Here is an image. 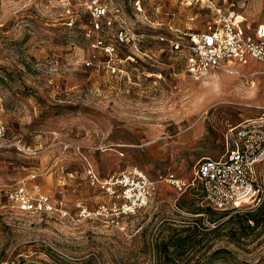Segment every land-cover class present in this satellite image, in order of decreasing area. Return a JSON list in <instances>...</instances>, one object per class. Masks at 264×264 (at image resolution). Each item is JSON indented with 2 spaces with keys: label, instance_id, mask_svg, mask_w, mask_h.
I'll list each match as a JSON object with an SVG mask.
<instances>
[{
  "label": "rangeland",
  "instance_id": "rangeland-1",
  "mask_svg": "<svg viewBox=\"0 0 264 264\" xmlns=\"http://www.w3.org/2000/svg\"><path fill=\"white\" fill-rule=\"evenodd\" d=\"M111 2L132 29L151 35L201 30L215 4L240 15L247 31L264 17V0ZM57 16L46 0L0 4V264H205L217 247L229 252L210 264H264V220L230 242L231 216L248 207L210 208L194 174L201 158L226 153L233 127L261 113L264 64L196 78L181 55L145 37L134 60L121 63L124 72L110 74L82 64L88 51L77 28L86 18L66 29ZM132 166L156 189L146 206L123 213L87 170L103 178ZM18 186L47 193L56 208L17 211L7 193ZM205 208L225 223L218 235L199 237L180 257H158L156 244L173 228L214 226Z\"/></svg>",
  "mask_w": 264,
  "mask_h": 264
},
{
  "label": "built area",
  "instance_id": "built-area-1",
  "mask_svg": "<svg viewBox=\"0 0 264 264\" xmlns=\"http://www.w3.org/2000/svg\"><path fill=\"white\" fill-rule=\"evenodd\" d=\"M46 7L56 10L66 29L76 28L77 20L86 18L84 27L77 28L86 41L88 54L82 60L86 68L123 73L121 63L134 60V51L141 52L139 44L145 37L166 43L169 54L181 55L186 71L196 78L206 76L213 69L232 74L235 65L246 66L252 60L264 64V17L252 31L245 27L243 30V18L217 4L212 20L203 29H186L176 36L151 35L132 29L121 6L111 0H46ZM122 51L129 53L121 57ZM261 109V113L245 118L230 130V148L225 154L218 158L203 157L196 164L195 178L201 184L206 204L214 210L238 208L258 193L253 203L256 206L263 197L264 177L258 174V167L264 166V106ZM3 136L0 126V138ZM87 174L91 184H97L109 197L120 199L123 213H133L146 206L156 189L155 182L136 166L116 176L99 178L90 167ZM7 198L23 213L48 214L56 208V202L47 193L25 186L11 189Z\"/></svg>",
  "mask_w": 264,
  "mask_h": 264
},
{
  "label": "trees",
  "instance_id": "trees-1",
  "mask_svg": "<svg viewBox=\"0 0 264 264\" xmlns=\"http://www.w3.org/2000/svg\"><path fill=\"white\" fill-rule=\"evenodd\" d=\"M258 193H254L250 201L245 203L243 206L248 207L247 210L236 214L233 217L235 220L234 225L230 226L225 232L228 240L230 242L235 243L238 239L243 236H246L251 231H253L259 224L264 220V200L261 201L254 206L253 203L257 198ZM200 210V209H199ZM204 211L207 213V216L211 219V222H214V226L211 228L208 226H203L201 229L197 227V223L190 222L188 225L171 230V232L166 236L165 239L160 240L156 244V255L162 256L163 258L172 257L177 258L180 257L183 251L189 247L193 246L196 243H199V237H209L216 236L217 233L221 229L225 223H216L215 224V212L210 208H205ZM226 211V210H220ZM200 211H196L194 213H198ZM229 252V250L223 247H217L213 249L206 257L205 264H210L216 259H224L225 255Z\"/></svg>",
  "mask_w": 264,
  "mask_h": 264
}]
</instances>
